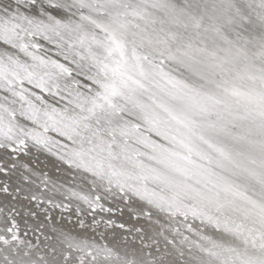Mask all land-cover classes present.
<instances>
[{"label":"snow or ice","instance_id":"6c2138e0","mask_svg":"<svg viewBox=\"0 0 264 264\" xmlns=\"http://www.w3.org/2000/svg\"><path fill=\"white\" fill-rule=\"evenodd\" d=\"M0 264H264V0H0Z\"/></svg>","mask_w":264,"mask_h":264}]
</instances>
